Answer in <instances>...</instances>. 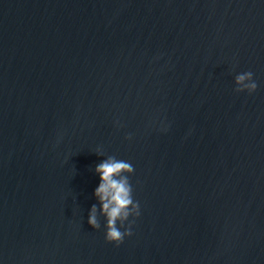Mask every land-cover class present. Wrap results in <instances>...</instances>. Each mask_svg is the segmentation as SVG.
Instances as JSON below:
<instances>
[{
	"label": "water",
	"instance_id": "1",
	"mask_svg": "<svg viewBox=\"0 0 264 264\" xmlns=\"http://www.w3.org/2000/svg\"><path fill=\"white\" fill-rule=\"evenodd\" d=\"M0 264H264V0H0Z\"/></svg>",
	"mask_w": 264,
	"mask_h": 264
},
{
	"label": "clouds",
	"instance_id": "2",
	"mask_svg": "<svg viewBox=\"0 0 264 264\" xmlns=\"http://www.w3.org/2000/svg\"><path fill=\"white\" fill-rule=\"evenodd\" d=\"M253 77L252 71L236 75L235 91L255 92L258 84ZM129 138H131L130 135ZM97 153L103 155L102 150L98 149ZM95 171L100 176V183L95 189V196L100 203L99 207L96 204L92 205L88 223L93 228L99 229L101 224L98 220V213L103 215L106 218V240L115 242L119 246L123 243L125 236L133 234L131 224L124 231H121L120 227L124 226L130 216L139 217L141 215L140 203L133 198V186L127 175L134 173L135 169L129 162L118 160L115 156H108L96 166ZM118 222L120 227L117 226Z\"/></svg>",
	"mask_w": 264,
	"mask_h": 264
}]
</instances>
